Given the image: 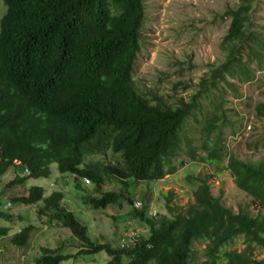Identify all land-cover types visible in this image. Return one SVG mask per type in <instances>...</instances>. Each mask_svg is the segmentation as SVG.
<instances>
[{
    "label": "trees",
    "instance_id": "16d2710c",
    "mask_svg": "<svg viewBox=\"0 0 264 264\" xmlns=\"http://www.w3.org/2000/svg\"><path fill=\"white\" fill-rule=\"evenodd\" d=\"M0 1L6 8L0 17V175L13 160L21 162V172L4 189L16 191L9 197L11 205L39 206L41 221L68 229L81 245L73 255L62 247H41L33 255L36 264H59L75 255L103 252L106 264H191L193 244L200 240H207L201 264H264V254L255 257V250L264 252V158L240 161L230 156L226 165L237 187L256 202L254 215L224 207L211 195L209 175L202 177L185 213H174L167 198L163 205L165 194L159 193L157 218L146 214L154 189L172 173L167 164L180 145L177 133L209 87L202 80L188 101L176 97L169 104L153 89L144 90L134 82L139 30L145 19L143 0ZM254 1L237 0L224 11L230 20L220 42L223 58L207 81L209 86L225 74L250 79V60L263 67L264 42L249 28ZM255 110L263 116L264 101ZM204 120L200 132L208 136L216 128L215 120ZM220 150H207L201 161L214 164L221 159ZM190 159H195L194 151ZM53 163L60 173L75 176L79 190L85 187L81 178L89 179L93 192L81 197L89 211L127 203L124 220L135 232L131 240L123 246L119 243L124 236L92 241L87 227L62 205L61 191L44 199L40 187L24 189L28 179L47 177ZM140 181L149 188L144 201L134 195ZM109 182L112 187L104 189ZM11 218L0 210V219ZM34 228L29 223L9 236V228L2 226L0 239L9 236L8 242L27 256ZM238 237L243 248L227 250Z\"/></svg>",
    "mask_w": 264,
    "mask_h": 264
},
{
    "label": "rangeland",
    "instance_id": "374dc122",
    "mask_svg": "<svg viewBox=\"0 0 264 264\" xmlns=\"http://www.w3.org/2000/svg\"><path fill=\"white\" fill-rule=\"evenodd\" d=\"M143 2L145 19L139 30L141 48L135 59L134 82L144 90L153 89L158 99L169 104H174L173 99L176 97L188 101V97L200 88L202 80L209 87L206 93L199 96L197 108L186 118L185 125L177 133L180 145L175 156L170 158V163L167 164V169L172 168V173L165 175L157 188H153L154 193L150 196L146 210L147 216L149 210H156L159 193L165 194L162 197L163 205L167 198L168 206L174 213H185L188 205L193 202L194 190L205 175L210 176L208 185L211 195L220 198L224 207L233 212L242 209L254 215L258 210L256 202L237 187L231 176L232 172L226 165L230 156L240 161L264 158V115L258 116L255 110L256 104L264 101V64L260 68L255 60H250L247 68L253 76L247 80L225 74L223 80L217 79L215 86H209L207 82L223 58L220 42L230 20L228 16H224V11L234 7L237 0ZM5 9L0 1V17ZM250 21V30L264 42V0L254 1ZM241 54L244 55L242 61H245L246 51L242 50ZM205 117L214 119L216 125L208 136L200 132ZM211 149H221V159L212 165L201 161L203 154ZM191 151H194L195 159H190ZM49 169L47 177L29 179L26 186L43 187L44 196L53 191H62L64 207L72 211L87 227L88 236L92 241L111 242L115 236L120 238L133 234L131 227L126 225L128 221L124 220L129 207L127 203H123V207L115 205L93 213L86 208L81 198L83 194L85 196L93 192L91 182L79 190L75 185L74 175L60 173L55 163L50 164ZM12 174L13 170L9 168L4 175H0V191L4 192L5 183L15 175ZM154 182H149L150 187ZM109 187H112L111 182L104 185V189ZM135 188L139 190L134 192V195L143 201L146 200V184L140 181ZM15 192L11 188H7L4 193L0 192V210L12 216L10 221L0 219V227L7 226L9 236L29 223L36 228L30 236L27 256H24L21 248L8 242L9 236L1 238L0 264H36L33 255L40 253L41 247H62L65 254L71 255L81 249V245L73 239L68 229L53 225L50 227L45 219L40 220L37 213L39 206H13L10 203L4 208L9 202V197ZM18 192L22 194L24 191ZM160 216L163 215H158V218ZM206 243L207 240L194 242L195 260L191 264H201L206 259ZM243 245L242 238L238 237L228 243L226 248L241 250ZM263 254L264 252L255 250V257L261 258ZM107 260L103 252L75 255L59 264H106Z\"/></svg>",
    "mask_w": 264,
    "mask_h": 264
},
{
    "label": "clouds",
    "instance_id": "9594fccd",
    "mask_svg": "<svg viewBox=\"0 0 264 264\" xmlns=\"http://www.w3.org/2000/svg\"><path fill=\"white\" fill-rule=\"evenodd\" d=\"M62 75H63V73L61 72L60 74H59V76L60 77H62ZM78 91H80V92H82L83 90L82 89H79L78 88ZM108 154H109V152H107ZM21 167V162L19 161V160H17V159H15V160H13L12 161V163H11V165L8 167V169L9 168H11L12 170H13V174H15L16 175V172H21L20 171V169H18V168H20ZM7 169V170H8ZM49 169V168H48ZM7 170L3 173V175L7 172ZM24 173H29V171H28V169L27 168H24ZM49 173H50V169H49ZM13 174H12V176H13ZM15 175H14V177H15ZM12 176H10V178L12 179ZM14 177H13V179H14ZM41 178H45V177H41ZM12 179V180H13ZM37 179V178H36ZM29 180V179H28ZM27 180V181H28ZM202 180V179H201ZM200 180V181H201ZM27 181L25 182V188L24 189H27L28 187L26 186V183H27ZM81 182H83V184H85V186L87 185V184H89L90 183V181H89V179L88 178H85V177H82L81 178ZM32 186V185H31ZM34 186H38V185H34ZM50 186H52V184H50ZM38 187H40L41 189H42V196H43V198L45 199V198H47L49 195H47V196H44V192H45V190H44V188L43 187H41V186H38ZM54 192V191H53ZM62 192V191H61ZM63 193V192H62ZM64 195V194H63ZM63 201H64V197H63V200H62V205H63ZM10 205V202H8L5 206H4V208H7L8 206ZM21 205V204H20ZM27 206H29V205H27ZM64 206V205H63ZM135 206H137L138 208L139 207H141V203L139 202V203H137ZM45 211H48V210H45ZM157 212H156V210H149L148 211V216H150V217H153V218H157V214H156ZM173 216V215H172ZM135 235V232L133 231V234L131 235V236H128V237H124L122 240H121V242L119 243V245L120 246H123L124 244H125V242H126V240L127 239H130L132 236H134ZM74 239V238H73ZM131 240V239H130Z\"/></svg>",
    "mask_w": 264,
    "mask_h": 264
}]
</instances>
